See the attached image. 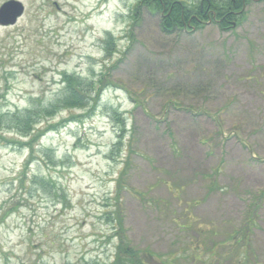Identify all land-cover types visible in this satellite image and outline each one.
<instances>
[{
  "label": "rangeland",
  "instance_id": "rangeland-1",
  "mask_svg": "<svg viewBox=\"0 0 264 264\" xmlns=\"http://www.w3.org/2000/svg\"><path fill=\"white\" fill-rule=\"evenodd\" d=\"M18 1L0 27L1 114L53 101L63 72L116 88L42 122L82 117L44 133L26 170L0 129V264H112L117 203L146 264H264V0H241L234 29L171 33L161 14L135 22L136 0Z\"/></svg>",
  "mask_w": 264,
  "mask_h": 264
},
{
  "label": "trees",
  "instance_id": "trees-1",
  "mask_svg": "<svg viewBox=\"0 0 264 264\" xmlns=\"http://www.w3.org/2000/svg\"><path fill=\"white\" fill-rule=\"evenodd\" d=\"M203 5L198 4L189 6L176 0H136V5L133 10V19L135 22L137 21L138 14L141 10H145L152 14H161V29L164 33H171L187 28L199 29L203 26L202 22L207 21L215 22L221 31H227L239 26L245 19V16L243 15L238 16L237 12L241 10V0H234L228 3L226 8L218 7L213 3L206 6ZM214 19L219 21L216 22ZM61 83L64 85L63 90L53 101L48 102L47 104L38 103L37 105L32 103L31 107L24 112H19L18 110L12 113L5 112L1 114L0 112V129L6 132H12L19 138L11 141L6 140L8 144L20 148L24 147L29 150L28 159L23 166L25 170L32 162L35 144L44 136V133L56 131L60 127H64L65 124L77 121L82 117H71L58 124L47 125L44 129L38 127L42 122L53 119L62 110L88 108L90 102L93 104L89 109L90 113H92L95 105L99 103L105 90L109 87L116 88L113 83L106 79L92 81L65 72L61 74ZM89 114H87V116H89ZM125 136L126 132L123 125L119 129L116 143L112 146V150L116 151L118 154L125 147ZM24 138H28V141L23 142L22 139ZM45 151L42 152L44 156H46ZM48 154H50V152H48ZM126 166H128V162L126 163ZM124 175L125 171H122L118 179V194L121 187H123L121 184ZM32 183L39 185L42 188L46 185L45 179H39L38 177H35ZM119 207L120 206L117 203L116 208L118 211L113 213L114 219L112 221L114 222V234L119 240L116 247L115 261L112 264H146L142 258H140L139 252L130 249L123 242ZM142 253L145 257L151 258L152 254L148 251H143Z\"/></svg>",
  "mask_w": 264,
  "mask_h": 264
},
{
  "label": "water",
  "instance_id": "water-1",
  "mask_svg": "<svg viewBox=\"0 0 264 264\" xmlns=\"http://www.w3.org/2000/svg\"><path fill=\"white\" fill-rule=\"evenodd\" d=\"M24 14V6L18 0H8L0 6V27H13Z\"/></svg>",
  "mask_w": 264,
  "mask_h": 264
}]
</instances>
